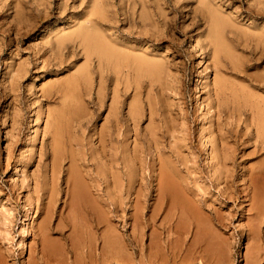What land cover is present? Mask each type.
Wrapping results in <instances>:
<instances>
[{
  "label": "rangeland",
  "instance_id": "obj_1",
  "mask_svg": "<svg viewBox=\"0 0 264 264\" xmlns=\"http://www.w3.org/2000/svg\"><path fill=\"white\" fill-rule=\"evenodd\" d=\"M261 116L264 0H0V264H264Z\"/></svg>",
  "mask_w": 264,
  "mask_h": 264
},
{
  "label": "bare ground",
  "instance_id": "obj_2",
  "mask_svg": "<svg viewBox=\"0 0 264 264\" xmlns=\"http://www.w3.org/2000/svg\"><path fill=\"white\" fill-rule=\"evenodd\" d=\"M111 41V40H110ZM104 43L105 42H103V41H101L100 39H98L97 41H93V44H94V46H95V48L97 49V51L99 52V54H100V57L101 58H105V59H111L112 57H113V55L110 53V51L107 49V46L106 45H104ZM211 43L213 44V41H211ZM215 51H216V49H214ZM99 56V55H98ZM195 95V94H194ZM197 96V95H196ZM197 99V98H196ZM195 99V100H196ZM193 100H194V98H193ZM260 107H262V106H260ZM263 109V108H262ZM253 112V111H252ZM259 115V114H258ZM254 117V116H253ZM257 117H259V116H257ZM253 121V120H252ZM259 121H260V127L262 128V129H257V131H256V135H257V137L259 138V139H261L262 141H261V149H264V136L261 134V130H263L264 131V117L263 116H261L260 118H259ZM252 124H254V123H252ZM258 128V127H257ZM253 137V136H252ZM246 138V137H245ZM248 139V138H247ZM250 140V139H249ZM245 141V140H244ZM241 143V142H240ZM239 143V144H240ZM245 143H247V142H245ZM258 143V142H257ZM206 145V144H205ZM235 145V144H234ZM256 148V147H255ZM249 149V148H248ZM259 149V148H258ZM257 149V150H258ZM264 151V150H263ZM260 153V152H259ZM212 154V153H211ZM234 154V153H233ZM228 156V155H227ZM224 158V157H223ZM226 158V157H225ZM224 158V159H225ZM240 158V157H239ZM235 159V158H234ZM245 159H246V157H245ZM233 160V159H232ZM71 161V160H70ZM73 161V160H72ZM106 161V160H105ZM219 162V161H218ZM233 162V161H232ZM231 162V163H232ZM241 162V161H240ZM222 163H223V165H226V163L225 162H223V160H222ZM225 163V164H224ZM230 163V164H231ZM238 163V162H237ZM244 163V162H243ZM242 163V164H243ZM230 164H227V165H230ZM234 165H235V162H234ZM240 166H242L241 164H239ZM246 165H247V163H246ZM220 166H221V164H220ZM236 166V165H235ZM226 167V166H225ZM233 167V166H232ZM243 167V166H242ZM214 168V167H213ZM228 168V167H227ZM237 168V167H236ZM261 168H263V167H261ZM244 169V168H243ZM250 169V168H249ZM221 170V169H220ZM224 170V169H223ZM234 169H227L226 171H225V173H226V175H225V179L227 180V182H229L230 183V181L232 182L233 180H231L232 179V177L234 176ZM121 172V171H120ZM169 172V171H168ZM167 172V169H166V167L165 166H163V164L162 165H160V167H159V171L157 172V173H155L156 175L155 176H157L158 175V177H157V179H156V177H155V179L156 180H158V186H159V192H160V195H161V198H162V195H164L165 196V194L167 195L168 194V196L170 197L171 196V201L170 202H174L173 200H175L177 203L175 204V206L177 207V209H178V212H179V215H180V219H184L183 217L186 215L187 216V214H190L191 216H192V218L194 217V222H196L195 223V225L196 226H199V224H198V222H199V220L197 219V218H199V216H202L203 214H202V212L200 211V209L202 208V204L206 201L205 200V198L204 197H199V204L198 205H194L193 203H191L190 201H189V199H188V194L189 193H192L193 191L188 187V184H187V179H178V178H176V179H174V178H171L170 177V175H169V173ZM246 172H247V170H246ZM249 172L251 173V169L249 170ZM249 172H247V173H249ZM253 172V171H252ZM259 173H260V171H258ZM119 173V172H118ZM224 173V172H223ZM250 173H249V175H250ZM257 173V172H256ZM120 174V173H119ZM124 175V174H123ZM122 175V176H123ZM236 175V174H235ZM242 175V174H241ZM248 175V174H247ZM260 175V178H262L263 180H264V170L259 174ZM98 176V175H97ZM117 176V175H116ZM116 176H115V178H116ZM245 176V175H244ZM118 177V176H117ZM241 177V176H240ZM243 177V176H242ZM123 178V177H122ZM137 178V177H136ZM259 178V179H260ZM117 179V178H116ZM120 179V178H119ZM248 179H249V177H248ZM252 179H254L253 178V176H252ZM261 179V180H262ZM84 180V179H83ZM83 180L79 177V175L77 174V173H75L74 172V177H73V186L75 187V186H77L78 184L80 185V188L82 187L83 189L82 190H87L86 189V187L88 186L87 184V186L85 187V184H84V182H83ZM98 180V179H97ZM122 180V179H121ZM220 179H219V176H216V177H214V183H216V182H218ZM260 180V181H261ZM105 181V180H104ZM112 181V180H111ZM225 181V180H224ZM253 181H255V179L254 180H252V182ZM97 182V181H96ZM223 182V181H222ZM237 182V181H236ZM238 182H239V180H238ZM240 182H242V181H240ZM93 183V182H92ZM112 183V182H111ZM115 183V182H114ZM117 183V182H116ZM121 183H122V181H121ZM221 183V182H220ZM256 183V182H255ZM99 184V183H98ZM127 184H129V183H127ZM223 184H225V183H223ZM235 184V183H234ZM243 185H245V187H244V190H242V191H244V195H242V193H241V195L243 196V199L242 198H240L241 199V201H240V206H243V203L244 202H247L248 204H247V206H248V209H246V211H250V210H256L257 211V217H259L260 218V216L261 215H263L264 214V212H262V211H264V191L263 192H259V191H261V190H259V191H257L256 189L257 188H255V186H254V184H252L251 183V179H249V183H248V181L246 180V184H244V183H242ZM257 185H258V182L256 183ZM259 184H261V183H259ZM141 185V184H140ZM147 185V184H146ZM227 185V184H226ZM230 185V184H229ZM243 185H241V186H243ZM263 185V184H262ZM237 186V185H236ZM261 186V185H260ZM264 186V185H263ZM101 187V186H100ZM99 187V188H100ZM116 187H118V186H116ZM120 187V186H119ZM141 187V186H140ZM227 187H230L231 188V186H228L227 185ZM225 185L223 186V189H222V191L221 192H219V194L221 195V196H223V197H225V198H227V199H230V198H228V196L230 195L229 194V192L228 191H230V190H228L229 188H227ZM98 188V189H99ZM233 188V187H232ZM239 188V187H238ZM117 189V188H116ZM128 189H129V187H128ZM259 189V188H258ZM106 190H108V188L106 189ZM228 190V191H227ZM231 190H233V189H231ZM239 190V189H238ZM101 191V190H100ZM143 191V190H142ZM235 191V190H234ZM113 192V191H112ZM127 192V191H126ZM189 192V193H188ZM237 192V191H236ZM232 193V192H231ZM193 194H194V192H193ZM238 194V193H237ZM104 195V194H103ZM116 195V194H115ZM158 195H159V193H158ZM234 195H236V194H234ZM196 196H198V195H196ZM115 197H117V196H115ZM139 197V196H138ZM232 197H234V196H232ZM236 197V196H235ZM238 197V196H237ZM237 197H236V199H237ZM108 198V197H107ZM143 198V197H142ZM163 198H165V197H163ZM235 199V198H234ZM106 200V199H105ZM233 200V199H232ZM115 201V200H114ZM229 201V200H228ZM234 201V200H233ZM232 202V201H231ZM137 203V202H136ZM136 203H135V205H136ZM175 203V202H174ZM235 203H236V201H235ZM206 204V203H205ZM110 205V204H109ZM174 205V204H173ZM200 205V206H199ZM239 205L237 204V209L238 208H240L239 207ZM246 206V203H245V207H247ZM133 207V206H132ZM143 207V206H142ZM116 208V207H115ZM136 208V207H135ZM144 208V207H143ZM234 208V207H233ZM174 209V208H173ZM172 209V210H173ZM216 209V208H215ZM241 209V208H240ZM245 209V208H244ZM214 210V209H213ZM237 211V210H236ZM172 213V212H171ZM214 213V212H213ZM252 213V212H251ZM256 212H254L253 213V215L255 214ZM234 214V213H233ZM238 214V213H237ZM214 215V214H213ZM252 215V214H251ZM209 216V215H208ZM215 216H216V214H215ZM256 216V215H255ZM188 217V216H187ZM205 218H206V216H204ZM252 217V216H251ZM250 217V218H251ZM209 218V217H208ZM261 218H263L262 216H261ZM190 219V218H189ZM210 219H211V217H210ZM217 219V218H216ZM219 219V218H218ZM164 220V219H163ZM187 220V219H186ZM206 220V219H205ZM264 220V219H263ZM188 221H190V220H188ZM170 222V221H169ZM264 222V221H263ZM260 223V222H259ZM262 223V222H261ZM137 224V223H136ZM187 224V223H186ZM188 224H190V223H188ZM193 224V223H192ZM112 226V225H111ZM201 226V225H200ZM257 226V225H256ZM202 227V226H201ZM172 228V227H171ZM200 228V227H199ZM111 229V228H110ZM201 229V232L199 231V232H196V230H195V235L197 236V237H199V236H207L208 234H210L209 232H203L202 231V228H200ZM170 230V229H169ZM110 231V230H109ZM112 231V230H111ZM214 232V231H213ZM212 232V233H213ZM259 232V231H258ZM108 233V232H107ZM215 233V232H214ZM254 233V232H253ZM116 234V233H115ZM155 234V233H154ZM217 234V233H216ZM112 235H114V234H112ZM193 236V235H192ZM212 236V235H211ZM105 238H107V237H105ZM207 238V237H206ZM212 238V237H211ZM104 239V238H103ZM111 239V238H110ZM148 239H149V237H148ZM154 239V238H153ZM199 239V238H198ZM112 240V239H111ZM113 240H115L114 238H113ZM194 240V239H193ZM109 241V240H108ZM112 242V241H111ZM120 243V242H119ZM260 243V242H259ZM166 244H168V243H166ZM114 245V244H113ZM117 245H119V244H117ZM141 245V244H140ZM263 245V244H262ZM121 246H122V244H121ZM257 246H261V245H257ZM106 247V246H105ZM114 247V246H113ZM117 247V246H116ZM120 248V247H119ZM124 248V247H123ZM264 248V247H263ZM115 249V248H114ZM127 249V248H126ZM254 249V248H253ZM122 250V249H121ZM249 250V249H248ZM262 251H261V253L263 252V249H261ZM120 251V250H119ZM254 251H256V253H259L258 251L259 250H254ZM130 252V251H129ZM113 253V252H112ZM120 253V252H119ZM122 253V252H121ZM121 253H120V255H121ZM254 253V252H253ZM264 253V252H263ZM105 254V253H104ZM117 255V254H116ZM129 255V254H128ZM179 255V254H178ZM246 255V254H245ZM255 255V254H254ZM264 255V254H263ZM256 256H258L259 257V255L258 254H256ZM262 256V255H261ZM130 257V256H129ZM263 257V256H262ZM105 258V257H104ZM113 258V257H112ZM116 258V257H115ZM120 258H122V257H120ZM247 258V257H246ZM127 259V258H126ZM125 259V260H126ZM84 260V259H83ZM124 260V261H125ZM257 261V260H256ZM95 263V262H94ZM105 263V262H104ZM150 263H151V261H150ZM255 263V262H254ZM260 263V262H259ZM152 264H153V262H152ZM256 264H257V262H256Z\"/></svg>",
  "mask_w": 264,
  "mask_h": 264
}]
</instances>
